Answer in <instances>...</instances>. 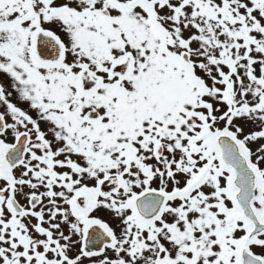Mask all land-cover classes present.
Segmentation results:
<instances>
[{
  "label": "snow or ice",
  "instance_id": "1",
  "mask_svg": "<svg viewBox=\"0 0 264 264\" xmlns=\"http://www.w3.org/2000/svg\"><path fill=\"white\" fill-rule=\"evenodd\" d=\"M0 264H264V0H0Z\"/></svg>",
  "mask_w": 264,
  "mask_h": 264
}]
</instances>
